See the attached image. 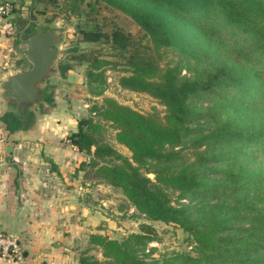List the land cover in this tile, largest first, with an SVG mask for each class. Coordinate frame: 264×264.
<instances>
[{
  "label": "trees",
  "instance_id": "obj_1",
  "mask_svg": "<svg viewBox=\"0 0 264 264\" xmlns=\"http://www.w3.org/2000/svg\"><path fill=\"white\" fill-rule=\"evenodd\" d=\"M75 1L76 12L77 1L84 0ZM94 2L130 16L151 45L120 28L108 33L80 27L82 39L108 43L127 65L117 78L120 87L149 94L165 110L163 115L144 113L109 96L98 107L91 105L90 115L79 118L76 131L66 137L89 157L77 173L120 189L136 217L178 225L190 244L189 251L154 255L156 247L150 244L158 232L143 221L122 238L90 233L79 263L264 264V0ZM169 48L181 56L162 67L150 51ZM191 58L195 74L183 75ZM79 59L89 62L87 76L95 87L107 82L110 59L87 54ZM61 68L64 74L70 66ZM209 91L218 94L217 101L192 104ZM46 99L55 105L52 93ZM1 120L11 132L33 124L31 115L7 113ZM108 123L130 156L107 139ZM94 247L101 248L104 260L87 253Z\"/></svg>",
  "mask_w": 264,
  "mask_h": 264
},
{
  "label": "crops",
  "instance_id": "obj_2",
  "mask_svg": "<svg viewBox=\"0 0 264 264\" xmlns=\"http://www.w3.org/2000/svg\"><path fill=\"white\" fill-rule=\"evenodd\" d=\"M40 4L16 0L11 16L16 34L13 39L0 36V64L24 61L21 53L26 55L27 38L44 25L37 14ZM83 104L78 109L57 104L28 129L11 132L1 127L0 230L18 237L25 264H70V243L88 239L93 232L104 233L103 227L113 221L93 209L85 194L89 182L76 170L86 154L66 138L84 116L88 102ZM0 264L17 263L0 257Z\"/></svg>",
  "mask_w": 264,
  "mask_h": 264
},
{
  "label": "rangeland",
  "instance_id": "obj_3",
  "mask_svg": "<svg viewBox=\"0 0 264 264\" xmlns=\"http://www.w3.org/2000/svg\"><path fill=\"white\" fill-rule=\"evenodd\" d=\"M74 2L76 1L56 0L55 4H48L44 1L41 2L40 8L37 11L39 12V10H42L41 13L39 12L37 14L43 19L52 18V21L44 22L43 26L60 32L63 36V41L59 47L67 49L66 54H64L60 59V66L68 64L70 68L65 71L64 76H57L50 79L47 85L48 93H52L55 105L60 104L68 109H72L74 107L78 109L84 107V102H88L87 110L84 113V116H89L90 111L88 108L91 105L98 107L103 103V98L105 96H109L116 98L122 103L131 105L144 113L157 112L160 115H163L165 107L154 97L147 93L135 92L120 87L117 83V78L127 67L125 60L117 59L113 55L111 46L104 41H84L79 28L96 27L108 33H110L114 28H120L125 33L132 35L134 38H141L145 43L151 45V41L144 36V30L130 16L118 9L106 6L104 3H95L94 0H84L82 2L77 1L79 8L75 12L72 9ZM227 38L231 40V38ZM150 52L154 55L159 65L162 67H165L168 64H174L181 56L175 48L162 49L159 53L151 49ZM229 53L232 52H225V55H228ZM21 54L25 56L24 61L21 60L23 61L22 67H29L30 63L26 59L25 51ZM83 54L90 56L97 55L98 57H105L111 60V62L106 66L105 74L107 82L105 84L95 87L94 84L89 82L87 76L89 62L79 61L80 55ZM234 55L236 56V60H241V56L238 53L234 52L233 56ZM189 63L191 68H189V66H183L182 74L193 76L195 74V65L193 64L192 58ZM19 66L21 68V65H18L17 63L5 66V63L2 62L0 64V73H3L10 68H16ZM217 99L218 94L214 91H209L203 94V96L199 99L193 100L192 104L196 107H205L212 104L214 101H217ZM54 106H51L46 102L37 108L31 114L32 123L34 124L37 122L44 113L50 112ZM92 115L95 120L100 118L99 113H92ZM81 117L83 116H80V118ZM2 125L4 126L5 124L1 121L0 130ZM105 125L107 129V139L116 147V149H118L119 152L130 156L131 151L125 145L116 141V129L109 123ZM87 158L89 157L86 154V159ZM82 174L84 173L82 172ZM149 176L153 178L154 173L150 172ZM87 181L89 182L90 190L85 194H89L91 204L94 203V205H92L93 209H98L106 216L113 218L110 226L106 225V227H103L105 233L113 238H122L127 233L138 230L141 222L148 221L155 226L158 232V237L152 240L150 244L156 247L154 255L159 256L172 249L189 251L190 238L181 227L173 223L167 224L161 221H150L143 217H136L135 214L137 213V210H135L134 206L130 204L120 189L107 183H98L97 180H93L92 178H89ZM176 195L177 192L172 193V197L174 199L176 198ZM189 201L190 200L187 198L186 202ZM88 239L84 238V240H81L79 238L78 242L74 241L70 243L69 246H71L73 250V256L68 259L70 264H80L79 257L81 256L82 251L90 246ZM87 253L100 260H104L100 247L91 248Z\"/></svg>",
  "mask_w": 264,
  "mask_h": 264
},
{
  "label": "water",
  "instance_id": "obj_4",
  "mask_svg": "<svg viewBox=\"0 0 264 264\" xmlns=\"http://www.w3.org/2000/svg\"><path fill=\"white\" fill-rule=\"evenodd\" d=\"M62 41V34L55 29L42 30L27 38L26 59L30 66L10 68L0 73V105L3 114L28 118L47 102L50 79L64 76L60 59L67 49L59 47Z\"/></svg>",
  "mask_w": 264,
  "mask_h": 264
},
{
  "label": "built area",
  "instance_id": "obj_5",
  "mask_svg": "<svg viewBox=\"0 0 264 264\" xmlns=\"http://www.w3.org/2000/svg\"><path fill=\"white\" fill-rule=\"evenodd\" d=\"M15 7L16 0H0V36L15 37L16 27L11 19ZM19 65H21V68H24L22 67V63ZM67 141L69 142L68 139ZM0 257L5 261L25 264L24 250L17 236L0 231Z\"/></svg>",
  "mask_w": 264,
  "mask_h": 264
}]
</instances>
